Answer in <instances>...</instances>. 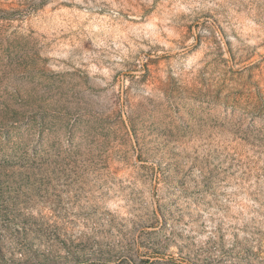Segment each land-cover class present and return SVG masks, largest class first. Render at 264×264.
I'll list each match as a JSON object with an SVG mask.
<instances>
[{
  "label": "rangeland",
  "instance_id": "rangeland-1",
  "mask_svg": "<svg viewBox=\"0 0 264 264\" xmlns=\"http://www.w3.org/2000/svg\"><path fill=\"white\" fill-rule=\"evenodd\" d=\"M0 264H264V0H0Z\"/></svg>",
  "mask_w": 264,
  "mask_h": 264
}]
</instances>
